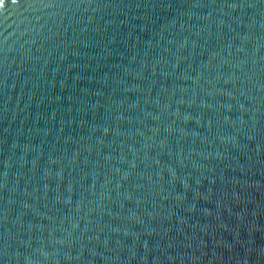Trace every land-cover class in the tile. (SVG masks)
Returning <instances> with one entry per match:
<instances>
[{
	"label": "water",
	"instance_id": "obj_1",
	"mask_svg": "<svg viewBox=\"0 0 264 264\" xmlns=\"http://www.w3.org/2000/svg\"><path fill=\"white\" fill-rule=\"evenodd\" d=\"M0 264H264V0H3Z\"/></svg>",
	"mask_w": 264,
	"mask_h": 264
},
{
	"label": "clouds",
	"instance_id": "obj_2",
	"mask_svg": "<svg viewBox=\"0 0 264 264\" xmlns=\"http://www.w3.org/2000/svg\"><path fill=\"white\" fill-rule=\"evenodd\" d=\"M16 2V0H13V3H15ZM2 4H3V0H0V6H2Z\"/></svg>",
	"mask_w": 264,
	"mask_h": 264
}]
</instances>
